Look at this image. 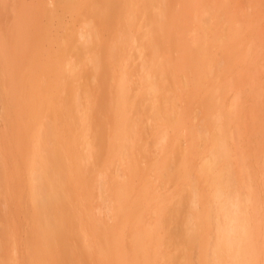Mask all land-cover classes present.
<instances>
[{"label": "bare ground", "instance_id": "obj_1", "mask_svg": "<svg viewBox=\"0 0 264 264\" xmlns=\"http://www.w3.org/2000/svg\"><path fill=\"white\" fill-rule=\"evenodd\" d=\"M27 1L0 0V189L7 188L17 204L14 216L35 220L25 235L40 237L44 264L69 261L70 255L76 264H264V93L257 96L264 87L248 91L264 82V67L257 61L247 72L237 71L238 90L225 77L242 57L245 62L260 51L258 44L245 43L252 25H235L225 0L215 6L186 0L181 7L182 0L101 1L105 5L95 10L90 30L106 54L91 61L94 74L110 73L111 83L96 93L115 115L103 119L94 92L80 94L83 74L63 66L64 51L51 57L47 64L56 67L48 72L35 58L39 52H31L37 39L30 40L34 20ZM50 72L52 81L45 80ZM66 75L75 78L70 86L62 82ZM145 100L154 122L151 144L139 137L129 114ZM258 103V110L245 107L248 124L234 121L233 109ZM204 107L215 115L211 137V115L202 112ZM60 128L77 135L62 143ZM182 138L187 139L183 149L177 143ZM81 143L85 157L78 150ZM57 148L65 159L69 203L56 200L62 182L48 177L57 167ZM96 159L104 160L106 170L90 174L86 166ZM125 162L131 167L120 181L109 167ZM171 182L189 199L177 204L172 195L159 193L160 184ZM53 241L63 243L55 247ZM69 241L76 242L75 249Z\"/></svg>", "mask_w": 264, "mask_h": 264}, {"label": "rangeland", "instance_id": "obj_2", "mask_svg": "<svg viewBox=\"0 0 264 264\" xmlns=\"http://www.w3.org/2000/svg\"><path fill=\"white\" fill-rule=\"evenodd\" d=\"M61 1L62 3H64L67 0H28L27 1L28 7H29L28 8L29 13L32 10V14L30 13L29 16L32 20H34L33 22H31L32 24L30 25V30H32L30 32V40L34 42L33 39H37L32 45H30L31 52L33 53V51H35V52L41 53V54L38 53L37 56H35V58L37 57L36 59L39 58L41 61L43 60V62L47 64L49 60L53 61V59H51L52 56L59 55L60 52L62 53L64 51L63 53L64 56L62 54L63 58L61 59L63 66L65 68L69 66H74L76 70L78 71V73H82L84 76L83 78H80L81 80L78 81L79 88L81 91L80 94H83L86 91H91L92 93L94 92L95 104L98 103L97 110L100 111L99 112L101 114L100 116H102L103 119L114 117L115 116L114 114H110L107 112V108H105V105H102L101 103H99V100H97V93H96L98 89L111 83V81L108 80L110 73L107 70L103 69L99 71L98 73L94 74V67L91 61L92 57H94L96 54H98L99 56L100 55L104 56L106 54V50L104 49V46L102 47L100 43L96 42L95 40L91 38V30H90L91 25L96 24L94 20L95 10H97L99 7H103L105 4L104 3L102 4V2H105V1L104 0H78L79 2H76L77 0H69V1H73L72 3L75 6L74 7L73 5L68 6L67 2L69 3V1H67L66 3H64V4H67L65 5V8L62 7L64 4L63 5L59 4ZM154 1L159 3L158 2L159 0L158 1L154 0ZM165 1H167L170 4L177 3L176 2L177 0H165ZM207 1H209V3L211 4L210 6H215L214 3H216V1L218 0H207ZM184 2L186 3V0H182L177 6L178 7L183 6ZM198 2L199 0L192 1V3L194 4L195 3L198 4ZM255 2L256 3L260 2L261 3L260 6L251 7L250 6L251 3H255ZM224 9L228 10L227 12L229 13L234 12L235 25L242 26V27L243 26L246 27L248 26V24L249 26L250 24L252 25L250 26V28L247 29V32H245V35H244L245 43L250 44V45L253 43L258 44L257 45L258 51L260 50L258 53H254L255 55L253 54V57H251L253 60L248 59V61L246 60L245 62H243L242 60L244 59V57H242L241 61H239L236 66L233 64H230V65H233L231 66V68H228L229 66L228 67L226 66V69L228 68L229 70L227 69L228 71H226L227 73H225V77L232 80V82L234 83L235 90L236 89L238 90L239 89L238 83H236V80H235L236 78L235 75L237 71L238 72L244 71L245 73L247 72L248 68L251 66L249 64L257 63V61H258L257 63L258 67H261V66L264 67V53H263L264 52V0H225ZM31 19L29 21H31ZM182 22L184 24V20H182ZM182 22L180 23V25L178 24L177 27L179 26L180 28V26L182 25ZM37 29L39 32L37 31ZM101 33H102L101 39L102 41L105 42L106 38H102V37H105V35H103L104 33L102 32V30H101ZM36 34L38 35V38ZM71 35H73L75 40ZM80 35H82V37L84 38L81 41L80 39L77 40V36L80 37ZM35 44L37 46L40 45V47L38 46L39 48L36 47L37 48L36 49ZM68 44L69 46L66 47ZM211 45L212 44H207L209 48ZM79 54L82 55L81 58L77 57ZM167 57L172 59V57L174 56L173 55L170 56L168 54ZM52 61L49 62V64H47V67L49 68H47L48 70H46V72L50 71L49 69L56 67L55 63H52ZM55 61L57 62V60ZM36 67H35V70L37 69ZM135 68L136 67L134 66L131 67L132 70H135ZM261 70H264V68H262ZM167 74L168 73H166V77H165L166 80L169 78ZM45 76H46L45 80H50L53 78L51 72L48 74V76L46 74ZM216 76H219L217 71H216ZM73 78L74 77H69L66 75L65 79L63 78L62 82L63 84L70 86L74 83L75 78L74 79ZM258 79L259 78H257V80ZM216 81H219V79L215 78L214 82ZM259 86L264 87V82H261V84L257 86L255 85L249 86L248 87L250 89V90L248 89L249 93H253V91L259 88ZM215 93L216 92L213 91L211 92L210 95H214ZM263 93H264V88L263 90H260L257 93V96H260ZM135 100H137V98L132 97L131 101H135ZM141 104L143 105V107L140 110L131 111L129 112V114L131 115L133 119L132 120L133 123H137L139 126V131H138L139 137L143 138L144 141H147L149 142V144H151L153 141V134H154V128H153L154 122L151 121V117H150L151 113L149 111L151 107L150 105L151 103L149 100H145ZM246 105L247 104H242V106L239 105L238 107L233 109V111H231V114L234 112L235 116L237 115L236 117H234V121L236 122L239 121V122L248 124L249 117H248V113L246 112V110L247 109L253 110L254 107L257 110L260 108L259 103L257 105L254 104V106L252 104H249L252 106H246ZM202 112L211 115L210 119L212 120V122L209 125L210 129H208V133L210 134V137H211L213 133L215 132V130L213 129L214 124H212L215 115H212L211 109L206 108V107H204V110H202ZM240 112H242L241 115H240ZM199 114H200V110H199ZM2 116L3 115L1 114V111H0V129H2L1 126L3 127V122H2L3 117ZM196 120H194V123L198 126L201 125L202 120L200 118L197 121ZM43 121L47 123L48 119H44ZM61 129L62 128H60V130ZM92 131H94V129ZM76 135H77L76 131L72 133H66L61 130L59 132L58 139L62 143L64 142L70 143L71 139L74 138ZM88 141L91 142L90 137H88ZM177 143H178L179 148L181 149L186 148L187 139L182 138ZM64 147L67 148L66 145ZM153 148L154 146H152V149ZM78 150L82 154V157L86 156L87 147L84 145V143H81L78 146ZM55 153H56L55 158H56L57 167L55 170H51L49 172L48 177L51 179L53 178L54 180L56 179L57 181L61 180L62 188L60 189V192L56 193V200L57 199L62 200L61 201L62 203L63 202L69 203L73 201L72 200L73 197H71V195H69V193H67L66 191V189H68L69 187L68 185L69 181L66 179V174H65V171H66V166L64 164L65 159L62 158V154L60 153V150L58 148L55 150ZM151 154H153V151H151ZM129 167H131V163L125 162L120 165L119 164L114 165L113 167H109V168L111 171H114V177L121 181L122 179L127 177L126 174H128V170L130 169ZM86 168H87L88 173L98 174L106 170V164L103 159H96L91 164L86 166ZM87 175L91 176L89 174ZM0 185H2L1 181H0ZM177 188H178L177 183L171 182V183L166 184L165 186H162L160 184L158 187V191L161 194L172 195L174 203H177V204H179L182 201L188 200L189 196L184 193H177L176 192ZM7 190L8 189L5 187L3 188L1 187L0 189V193L2 192L3 194V195L0 194V247H1L0 248V264H44L45 263L44 261L46 259L42 257L41 255L42 253L39 250V248L42 245V241L40 237L38 235H31V234H29L26 237L25 235L26 228L32 227L35 220L32 217H29L28 219H26L25 217H22L21 215L18 217L14 216L16 213L17 204L11 200V197L10 198L8 197L9 195L7 193L8 192ZM62 190L64 191L62 192ZM95 206H96V209L103 211V206L99 204L98 202H96ZM78 208L80 211H82L84 210L85 207L79 205ZM15 217H17V219ZM81 217H85V214H82ZM10 219L17 220V221L14 223V222L9 221ZM182 220L183 218L181 216L178 220V223L181 224ZM14 228L17 230L15 235L9 232L10 229H14ZM21 229H22V232H21ZM57 232L54 231V234H53V237L56 234L55 235L56 237L53 238L55 240H58L60 237V235L58 237ZM57 242L59 243L62 241H56V242L53 241V244L55 245L56 243V245L59 246ZM75 243H76L75 241H69V245L71 248L70 250H72V248L75 249L73 247L75 246ZM76 247H77V244H76ZM15 248L17 251L15 250ZM33 251L34 252L36 251V253L33 254L32 253ZM28 253L29 255L31 254L30 255L31 257L27 256ZM24 255L26 257H24ZM58 258L56 259L58 260ZM195 259L196 258L194 255L193 262ZM59 261L61 262V259ZM70 261H72L71 255H70L69 261L64 260L62 262L64 264L66 263L68 264V262ZM54 262H56V260H54ZM60 262L57 261L56 263L59 264ZM62 262L60 264H63ZM71 264H76V263L72 261ZM86 264H89V260L86 261Z\"/></svg>", "mask_w": 264, "mask_h": 264}]
</instances>
